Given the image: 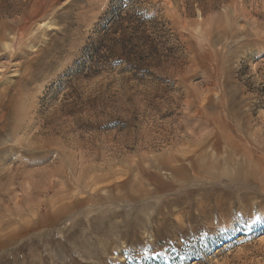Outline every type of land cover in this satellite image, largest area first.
<instances>
[{"label": "rangeland", "instance_id": "rangeland-1", "mask_svg": "<svg viewBox=\"0 0 264 264\" xmlns=\"http://www.w3.org/2000/svg\"><path fill=\"white\" fill-rule=\"evenodd\" d=\"M0 264H264V0H0Z\"/></svg>", "mask_w": 264, "mask_h": 264}, {"label": "trees", "instance_id": "trees-1", "mask_svg": "<svg viewBox=\"0 0 264 264\" xmlns=\"http://www.w3.org/2000/svg\"><path fill=\"white\" fill-rule=\"evenodd\" d=\"M103 31H104V33H106V35H107V33H109L107 27H104Z\"/></svg>", "mask_w": 264, "mask_h": 264}]
</instances>
